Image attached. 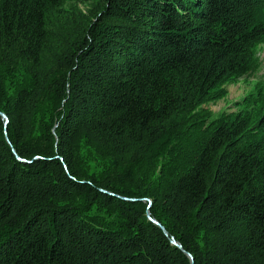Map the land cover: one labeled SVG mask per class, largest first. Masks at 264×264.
<instances>
[{
	"label": "trees",
	"instance_id": "16d2710c",
	"mask_svg": "<svg viewBox=\"0 0 264 264\" xmlns=\"http://www.w3.org/2000/svg\"><path fill=\"white\" fill-rule=\"evenodd\" d=\"M71 1L0 0V264H264V0Z\"/></svg>",
	"mask_w": 264,
	"mask_h": 264
},
{
	"label": "rangeland",
	"instance_id": "374dc122",
	"mask_svg": "<svg viewBox=\"0 0 264 264\" xmlns=\"http://www.w3.org/2000/svg\"><path fill=\"white\" fill-rule=\"evenodd\" d=\"M89 4L91 2L84 3L74 0L68 2L66 7H74L86 11ZM257 56L259 64L255 70L235 82L225 84L226 95L217 100L204 103L203 107L212 111L214 116L222 112L235 113L243 109L246 97L251 92H257V87L264 85V43L258 46Z\"/></svg>",
	"mask_w": 264,
	"mask_h": 264
},
{
	"label": "water",
	"instance_id": "95a60500",
	"mask_svg": "<svg viewBox=\"0 0 264 264\" xmlns=\"http://www.w3.org/2000/svg\"><path fill=\"white\" fill-rule=\"evenodd\" d=\"M0 114H1L2 117L5 119V123L8 124V122H9V118H8V116H7L5 113H2V112H0ZM14 152L16 153L15 150H14ZM17 156H18V155H17ZM18 159L21 160V161H24V162H27V161H28L27 159H25V158H21L20 156H18ZM148 215H149V218H150L155 224H157L158 226H160V227L165 231V233L168 234L167 231H166V229H165V227H164V226H163V225H162L157 219L153 218V217L150 215V211H148ZM172 242H173V244H175V245L178 246L179 248L183 249L182 244L179 243V242H177L175 239H172ZM186 253L189 255L191 261L193 262V261H194V257H193V255L190 254V253H188V252H186Z\"/></svg>",
	"mask_w": 264,
	"mask_h": 264
}]
</instances>
